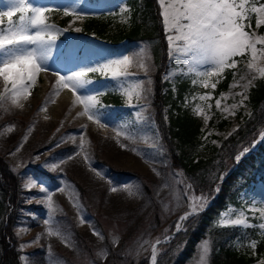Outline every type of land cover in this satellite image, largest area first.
<instances>
[{
    "label": "rangeland",
    "instance_id": "obj_1",
    "mask_svg": "<svg viewBox=\"0 0 264 264\" xmlns=\"http://www.w3.org/2000/svg\"><path fill=\"white\" fill-rule=\"evenodd\" d=\"M33 2L59 9L46 14L48 22L66 31L56 41L49 69L39 73L37 84L32 90L31 97L24 102V108L19 109L9 104L0 107V158L11 165L20 183L17 203L19 217L12 228L21 253L18 261L21 264H105L110 258L111 248H119L124 243L130 229H127L126 225L132 222L136 225L145 220L144 225L148 226L146 220L153 218L158 209L159 226L138 239L130 251L131 256L136 258H146V255L151 257L154 243L168 235V231L172 232L180 217L189 211V200L203 195L208 200L204 209L214 200V196H209V192L199 193L187 180L177 157L179 152L169 142L164 141L156 114L162 112L165 122L168 123L169 114L172 110L175 112L178 106L188 110L200 123L195 153L199 157L212 155L251 115L250 90L264 77L247 67L250 57L245 55L235 58L238 61L236 68L225 69L215 89L211 87L206 89L199 83L193 84L192 80H198V77L189 70L186 62L183 59L177 62L169 56L161 14L160 27L167 58L163 68H159L151 44L147 40L115 41L113 38L114 33L129 26L130 12L121 14V8L129 9L126 0H33ZM250 3L260 6L264 4V0H250ZM65 9L70 12L74 10L83 18L66 16ZM91 18L108 23L106 36L87 30V21ZM245 23L249 24L248 21ZM6 24L5 20V26ZM77 28L80 31H75ZM246 31L255 32L257 36L264 35V25L257 27L255 14L252 15ZM142 46L150 50L145 54L147 72L139 67L138 57L135 55ZM124 56L133 58V63L127 69L129 82H143L144 91L141 98L137 101L133 97L131 103L145 107L129 106L127 97L117 90L116 82L99 72L89 73V78L94 81L89 91L107 89L105 94L99 97L101 102L107 105L103 109L104 115L101 120L106 127L101 128L87 117L78 115L83 107L73 104L75 96L70 89L61 90L59 96L54 95L58 79L55 72L59 71L63 75L81 67L94 66ZM257 65L264 67V58H258ZM169 72L173 73L170 81L164 78ZM216 80L217 78H212L210 83H215ZM183 81L187 84L180 97L179 86ZM248 81H251V84H248ZM166 82L171 85L174 93L172 100L176 107L172 101L167 102L160 98L164 92L163 88L166 90L164 87ZM110 93L118 94L120 102L114 103L109 97ZM241 93L247 97L242 106L240 105L242 97L238 95ZM205 94H209L210 99L199 100V96ZM222 96L226 99H222ZM217 99L221 100L219 109L216 107ZM52 100L55 102H51ZM46 101L47 111H40ZM233 104L238 106L234 114L223 111L226 106L231 109ZM197 107L209 117L207 121L204 116L195 114L194 110ZM137 112L146 122L141 123L137 120ZM125 122L127 128L120 129L118 126ZM9 125L14 127L8 130L6 126ZM117 131H126L129 136L118 137ZM261 133H264V129ZM260 134L249 146H243L236 155L244 147L249 149L245 155L255 150L261 142ZM82 136L85 140V151L72 159H67L78 150ZM62 140L64 142L59 143L57 147V143ZM21 143L23 147L16 151ZM13 152L16 154L11 155ZM85 155L89 157L88 160H85ZM37 156L39 159H36ZM61 160L63 162L55 171L45 166L49 162ZM256 164L259 167V164L264 163L259 160ZM233 169L224 171L221 180L228 178L230 174L233 175ZM96 172L106 175L101 178ZM177 173L180 175L177 176ZM259 176L256 174L255 179L241 190L237 204L229 203L218 213L214 224L217 225L220 214L228 210L232 219L243 218L252 225L239 227L256 228L264 237V232L259 227L264 217V179ZM29 178L36 180V187L31 189L25 187ZM7 180L4 179L3 184L12 185V181ZM109 181L118 186L116 192L110 190L113 185ZM143 181H150L155 202L146 196ZM41 185L52 193L55 211L51 213V226L54 230L59 229L60 236L47 234L49 226L45 225L44 221L49 218L50 211L46 205V195L40 191ZM127 185L133 186L132 194L125 190ZM187 185H191V190L187 189ZM61 187L65 189L64 192L59 191ZM77 203L80 205L79 209L75 206ZM93 230L99 232L103 238L95 235ZM77 233L81 238H77ZM204 241L208 242L210 249L207 264H211L213 244L208 237L198 244L187 264H201ZM253 242L255 240H250L248 245L255 248L252 246ZM21 245L27 246L21 249ZM4 253L1 264L4 263ZM157 253L159 254V246ZM21 257H24V260H21ZM262 262L264 254L253 264Z\"/></svg>",
    "mask_w": 264,
    "mask_h": 264
},
{
    "label": "snow or ice",
    "instance_id": "obj_2",
    "mask_svg": "<svg viewBox=\"0 0 264 264\" xmlns=\"http://www.w3.org/2000/svg\"><path fill=\"white\" fill-rule=\"evenodd\" d=\"M158 5L161 9L162 26L166 34L168 43L169 56L177 62L184 60L190 71L194 72L197 79H193L192 83H199L204 88H216L219 78H222L225 69H234L237 67L238 61L236 57H250L247 64L249 69L255 70L264 77V67H258V58H264V35L257 36L255 32L246 31L249 27L252 15L255 14L257 27L264 25V4L257 6L256 3H250V0H158ZM0 107L9 104L19 109L24 108V102L32 95V90L37 84V78L40 72L49 69V61L52 59L53 51L56 47V41L66 29H60L56 25L48 22L47 13L54 10L46 5H37L33 0H0ZM130 12V9L121 8V14ZM64 15H73L76 19H82L74 10L72 12L64 10ZM14 16L16 17L14 19ZM5 20L7 24L5 26ZM248 21L249 24L245 22ZM75 31H80L79 28ZM261 45V47H257ZM150 51L142 46L138 53L137 63L139 67L148 71V66L145 63V54ZM133 63V58L124 56L114 60H109L104 63H99L94 66L81 67L78 70H73L61 75L59 71L54 74L58 77L56 80V88L54 95L59 96L61 90L70 89L75 96L73 104L82 105L83 110L78 114L82 117H87L89 121H93L101 128L107 125L101 123L104 115L103 109L107 105L103 104L99 97L103 96L107 89L100 91H89V87L94 81L89 78V73L99 72L103 76L110 77L116 82V87L119 92L127 97L129 106L145 107L143 105H132L133 97L137 101L141 98L144 91L143 82H129L128 67ZM235 77V73L233 74ZM173 73L165 74V79L171 80ZM212 78H217L215 83H210ZM255 79V77H253ZM251 84V81H248ZM127 85V86H126ZM248 85H245L247 87ZM241 95L240 105L244 104L247 98L243 93ZM226 99V97H221ZM210 99L209 94L200 95L199 100L205 101ZM51 102H55L52 100ZM47 101L41 107L40 111H47ZM221 100H216V107L219 109ZM210 107V105H209ZM238 106L233 104L231 109L227 106L223 109L224 112L234 114V110ZM196 115L204 116L207 121L209 117L204 111L197 107L195 108ZM47 118V117H46ZM136 118L141 123L146 122L140 113H136ZM11 130L14 125L6 126ZM34 127V125H33ZM120 129L127 128V124L122 123L118 126ZM32 128L29 129L31 131ZM119 137L124 135L129 136L126 131H117ZM260 139L264 140V133L260 134ZM27 136L24 137V141ZM64 142L63 140L57 143ZM73 142H75L73 140ZM215 143V142H213ZM85 140L81 137V144L73 156L67 157L72 159L74 156L80 155L85 151ZM123 147V145H121ZM23 147V143L19 145L16 151ZM249 149L244 147L240 153L235 156L237 162L240 161ZM15 155L16 153H10ZM88 160L87 155L84 156ZM39 159V156L36 157ZM63 161L49 162L45 166L50 170L55 171ZM97 176L103 178L101 172H96ZM177 176L180 174L177 173ZM113 186L112 192L117 191L114 182L109 181ZM36 180L29 178L25 184L26 188L36 187ZM133 186H125V190L131 193ZM187 189L191 190V185H187ZM40 191L46 195V205L50 211V216L44 221L48 225L47 234L49 236H60L59 229L54 230L51 226V213L55 211L52 199V193L43 185ZM60 192L65 189L61 187ZM218 192L219 189L217 188ZM208 203V200L203 195L189 200L190 209L180 217V221L176 225V231H181L180 224L188 219L189 216L198 215ZM75 206L79 209L80 205ZM232 206H230L231 208ZM81 218V223H83ZM217 226H243L250 227L246 219H232L228 210L222 212L217 221ZM264 232V217L259 225ZM95 235L101 236L99 232L93 230ZM101 238H103L101 236ZM39 237L37 238V240ZM170 239V238H168ZM36 241H33L35 243ZM161 241L157 240L156 244ZM27 245H21V249ZM253 247L255 242H253ZM209 245L207 241L202 242L203 259L201 264H207V254L209 253ZM24 260V257H21ZM150 264H157V250L153 245Z\"/></svg>",
    "mask_w": 264,
    "mask_h": 264
},
{
    "label": "trees",
    "instance_id": "obj_3",
    "mask_svg": "<svg viewBox=\"0 0 264 264\" xmlns=\"http://www.w3.org/2000/svg\"><path fill=\"white\" fill-rule=\"evenodd\" d=\"M126 4L130 9L129 26L118 30L113 34V38L115 41L147 40L151 44L157 66L162 69L167 57L165 48L163 49L165 41L160 27L157 0H126ZM107 24L106 21L91 18L87 21V30L106 36ZM186 84V81L180 83V97ZM164 87L166 90L163 88L164 92L160 98L173 102L174 93L170 83L166 82ZM109 97L114 103L120 102V96L116 93H110ZM249 101L252 108L251 115L224 140L216 153L206 157H199L195 153L200 123L188 110L178 106L175 112L172 110L169 114L168 123L165 122L162 112L156 114L164 141L169 142L179 152L177 157L187 180L199 193L209 192V196H214L213 203L208 208L188 218L182 230L174 238L159 245L157 264H187L198 244L206 237L213 244L211 264H253L263 256L264 237L256 228L219 227L214 224V219L227 204L238 203L239 193L255 179L256 174L264 179V164L256 166L259 160L264 163V140H261L258 147L242 157L239 162L234 159L236 153L243 146H249L264 129V78L259 79L251 88ZM173 103L176 107L175 102ZM154 105L157 106L156 103ZM231 168H234L233 175L230 174L228 178L221 180L223 172ZM121 174L125 175V173ZM14 176L11 165L7 161H0V264L4 252L3 264H21L18 261L21 253L12 230L19 217L17 203L20 193L18 177ZM6 178L7 181H12V185L3 184ZM142 184L146 196L155 202L150 181H143ZM217 188H219L218 192ZM156 211L153 218L146 220L148 226L144 225L145 220L136 225H133V222L126 225V228L130 229L124 243L119 248H111L110 258L105 264H148L149 255H146V258H136L131 256L130 251L138 239L159 226L157 220L160 214L158 209ZM140 228L142 229L139 230ZM169 232L168 234L171 233ZM76 235L77 238H81L79 233ZM250 240H255V248L248 245Z\"/></svg>",
    "mask_w": 264,
    "mask_h": 264
},
{
    "label": "water",
    "instance_id": "obj_4",
    "mask_svg": "<svg viewBox=\"0 0 264 264\" xmlns=\"http://www.w3.org/2000/svg\"><path fill=\"white\" fill-rule=\"evenodd\" d=\"M180 227H181V230H182V223L180 224ZM180 232V231H179ZM177 231H176V228L174 229V231L171 233V234H169L168 236H166L165 238H162V239H160V241H161V243H163V242H167L168 240H170V239H168V238H173V237H175L176 235H177ZM160 243V244H161ZM154 245L157 247L158 245L156 244V242L154 243Z\"/></svg>",
    "mask_w": 264,
    "mask_h": 264
},
{
    "label": "bare ground",
    "instance_id": "obj_5",
    "mask_svg": "<svg viewBox=\"0 0 264 264\" xmlns=\"http://www.w3.org/2000/svg\"><path fill=\"white\" fill-rule=\"evenodd\" d=\"M65 99H67V97L65 96ZM156 250H157V248H156ZM158 254V253H157Z\"/></svg>",
    "mask_w": 264,
    "mask_h": 264
}]
</instances>
